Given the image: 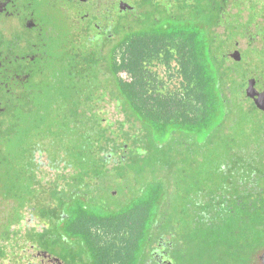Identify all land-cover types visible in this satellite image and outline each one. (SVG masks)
Listing matches in <instances>:
<instances>
[{
  "label": "trees",
  "instance_id": "obj_1",
  "mask_svg": "<svg viewBox=\"0 0 264 264\" xmlns=\"http://www.w3.org/2000/svg\"><path fill=\"white\" fill-rule=\"evenodd\" d=\"M201 10L200 6L198 13ZM165 20L153 28L143 24L154 25L158 21H141L138 28L126 27L117 43L103 47L92 44L86 52L63 55L57 80L37 89L32 98L12 111L0 147L5 150L0 151V194L13 201L10 224H17L18 211L32 203L36 204L32 209L42 207L41 216L52 219V207L44 206L37 198L50 187L49 181H54L50 193L45 192L49 198H57L61 207L63 203H76V225L129 227L128 248L136 240L142 241L134 239V235L144 234L135 227L148 226L153 217L166 219L164 225L172 229L175 264H201L198 246L210 242L212 246L219 242L225 252L240 254L244 247H240L241 242L253 246L264 238V189L252 186L239 201L223 196L228 193L227 188L220 195L216 191L218 185L221 189L231 184L233 192L239 194L238 181L246 176L264 181V167L256 161L243 168L244 175L239 174L238 168L233 169L236 163L229 165L221 160L202 169L200 176L207 179L208 185L197 187L188 194L185 206L180 205L186 220L175 211V205L166 204L162 198L163 187L155 178L162 167L157 165L177 166L179 155L183 156L174 147L167 148L166 141L176 134L187 137L189 131L207 127L214 100L217 105L222 103V116L231 114L226 93L239 80L224 72L219 62L216 66L208 37L198 39L195 29L187 28L189 32L185 33V23ZM207 27L204 25V32ZM179 40L181 72L188 85L193 83L194 89L189 92L201 107L199 116L187 109L181 98L175 102L156 94L145 79V60L161 53L170 58L172 53L167 46ZM120 70L128 71L132 81H122L118 77ZM111 103L116 112L124 113V120L106 116V107ZM151 147L154 152L146 158L147 148ZM36 153L46 155L49 168L55 172L53 177L48 179L45 173L37 176L40 161ZM121 175L139 180L136 184L140 198L132 200V206L124 212L96 216L82 206V199L66 202V195H81V189L96 194L97 189L115 185L113 182ZM147 176L154 178L146 180ZM181 234L187 237L179 238ZM187 240L189 243L181 251L179 243Z\"/></svg>",
  "mask_w": 264,
  "mask_h": 264
},
{
  "label": "flooded vegetation",
  "instance_id": "obj_2",
  "mask_svg": "<svg viewBox=\"0 0 264 264\" xmlns=\"http://www.w3.org/2000/svg\"><path fill=\"white\" fill-rule=\"evenodd\" d=\"M246 4L256 8L264 6V0H0V137L12 111L32 98L37 89L57 80L63 55L86 52L92 44L103 47L107 43H117L125 28L130 26L128 21L139 23L144 19L159 21L161 18L185 20L186 16L181 11L196 8L195 5L197 10L200 6L202 9L200 13L196 12L195 17L209 21L210 25L205 26L221 34L218 40L209 37L210 49L217 58L216 66L219 62L221 69L232 79H239L234 89H228L230 96L233 91L243 87L246 62L250 64L252 61L264 70V33L260 29L256 32L255 27L263 22L261 19L250 21L242 32L238 30L240 33H236L234 39H225L229 35L224 22L227 14L241 11L244 21L246 11L242 7ZM174 10H180L181 13L176 15ZM219 28L221 31H218ZM217 46L220 47L218 54ZM245 49L251 51L250 57L244 55ZM236 53H239V59ZM246 71H249L248 68ZM257 84L259 87L264 85ZM236 98L240 103V97L237 95ZM232 115L236 118L239 116L235 108ZM109 165L112 166V163ZM37 171H40V165ZM145 179L148 180L149 176ZM136 182L139 180L133 176L128 178L121 175L119 180L113 182L115 185L97 189L96 194L81 189V195H66V202L82 199V206L91 209L90 212L96 216L116 213L110 210L114 209L112 206L105 207L102 203L112 202L117 196V189H122L124 195L130 196L131 202L139 199ZM238 184L241 190L239 194L233 192L235 189L231 184L221 189L218 185L217 194L220 195L227 188L228 193L223 196L235 197L239 201L252 186L264 189L263 180H252L248 176L242 178L240 183L238 181ZM129 185L135 188V193L130 192ZM58 203V200L54 201V205L50 206L53 225L47 224L50 221L41 216L42 207L33 211L40 222L46 223L44 227H22L21 224L13 227L9 223L10 210L6 212L5 220L0 218V264H85L80 257L82 255L95 264H175L170 235L172 229L164 225L166 219L153 217L148 226L135 227L136 231L143 230L144 234L139 237L134 235V239L141 238L142 241L136 240L128 248L131 239L129 227L70 223L75 214L72 216L65 212L64 208L68 204L63 203L61 207ZM27 207L18 211L19 222ZM126 208L118 212H124ZM63 220H69V226H57ZM61 229L75 234L72 242L67 240ZM57 244L61 245V250L52 248ZM73 250L77 251L74 252L76 258L71 256ZM238 255L234 264H264V238L256 245L250 244Z\"/></svg>",
  "mask_w": 264,
  "mask_h": 264
},
{
  "label": "rangeland",
  "instance_id": "obj_3",
  "mask_svg": "<svg viewBox=\"0 0 264 264\" xmlns=\"http://www.w3.org/2000/svg\"><path fill=\"white\" fill-rule=\"evenodd\" d=\"M242 9L246 11V15H243L244 21L241 18V11H236L232 14H227V20L224 22L226 24L227 31L229 32L227 33L229 35L226 36L225 39H234V35L236 33H240L238 32V30L242 32L243 29H245V27L249 25L250 21H254L253 19L256 18L261 19L263 21L261 24L259 23L260 25L255 26L256 32H258V29H260L264 33V6L259 5V7L255 8V6L251 7L247 6L246 4L243 5ZM185 10L181 11L186 16L185 20L183 19L184 21H180L181 24L185 23V33L189 32L186 31L187 28H191L192 30H196V35L198 39H202L204 36L206 38L211 37V39L213 40L221 39V34L216 32L212 28L211 30L207 29V32H204V25H210V23L209 21H205L203 25L204 20L202 21V18L195 17L197 11L196 8L191 7ZM181 12L180 10H174V13L176 15L177 13L179 14ZM141 14L142 12L140 13V15ZM134 21L135 20L128 21V23L132 28L137 26L139 27V23ZM144 21L149 20L144 19ZM162 21L167 20L161 18L158 23H155L154 25L150 23L147 25L144 23L143 25L152 28L159 27L163 25ZM218 31H221V28H219ZM180 43L181 41L179 40L171 41L168 44L167 49L170 53H172V56L170 58H166L165 55L161 53L157 56H153L145 60V62L143 63L145 70V79L149 84V88L151 90L153 89L156 94L162 97L172 98L175 102H177V100L181 98L182 103H185L187 109H190L192 113H196V115L199 116L201 112V107L194 102V99L190 96L191 92H189L191 89H194L193 83H190L188 85L183 73L181 72L180 59L182 56L177 48L180 46ZM218 47L219 46H217V54L220 48ZM244 53L247 58V56L250 57L251 51L245 49ZM246 53L249 55H247ZM236 55L235 56L237 57V59H239V53H236ZM244 68V83L243 87L240 88L241 90L233 91L230 96L228 95L229 92L226 93V103H228V105L226 104V106L231 110L235 108L239 115L238 118L233 116L232 113L228 116H222V103L217 105L216 101L214 100L215 106L212 105L213 108L210 107L209 117L207 118V127H202L198 130L189 131L191 132V134L188 133L187 137L182 134H176L174 138H169L168 141H166L167 148L174 147L176 150H179L177 152H179L183 156L179 155L181 161H177V163H179L177 166H170L168 164H163L165 166L157 165V168H162L159 169V176L155 178L160 181L163 187L165 193V195H162L163 200L166 202V204L175 205L174 207H177L175 211L182 213V215L180 216H183V220H186L187 218L185 211L180 209V205L185 206V202L188 199V194L190 192L196 191L195 189H197V187L199 186L202 187L208 185L207 179H204L203 176H200L202 169L215 163L218 160H221L222 162L227 161L228 164L230 162L236 163L233 169L236 170L235 168H238L239 174L242 175H244L243 168H248L249 165H251L254 161L259 163V167H264V85H262V87H259V85L257 84V82L262 84L264 83V70H262V68L258 65L256 66L255 63H252V61H250V64L246 62L244 64ZM247 68L249 71H246ZM237 95L240 97V103L237 102ZM234 104L236 105V107H234ZM106 109V116L109 117L111 120H124V113L116 112L113 108L112 103L109 104ZM193 109L194 111H192ZM0 140H2L1 137ZM147 150L148 154H146V158H148L149 155L154 152L153 147H151V149L147 148ZM0 151H5L4 147ZM36 158L40 161V171L37 172V176L39 177L42 173H45L48 179L53 177L54 169L49 168V163L46 155L43 153L37 154ZM182 160L184 161L183 163ZM147 167L150 168L151 166ZM172 168L173 170L171 171ZM152 178L154 177H149V180H151ZM49 182L52 183L50 184L49 188L45 189L47 193H50V190L54 186V181ZM129 186L131 189L130 192L135 193V188H133L131 185ZM45 191V194L40 191L41 197L37 198V200L44 206L47 205L48 207H50L51 205H54V201H57V198H49ZM30 199L33 200L35 198L30 197ZM11 204H13L12 200L4 198L0 194V218H4L5 220L6 212L12 207ZM75 204V202H70L67 208H64L65 212L73 216L75 213L73 210L76 208ZM102 205L105 207L106 205L107 207L112 206V208L114 209L110 210L118 212L124 210L126 207H130L132 205V202L130 196L124 195V191H122V189H117L116 198L112 199V202H108L107 204L102 203ZM32 206H36V204L34 205V203H32L24 210V217L23 219H21L20 222L18 221L17 224H21L22 227H31L35 225L38 227H44L46 223L39 221V219L34 214L35 211H33ZM172 210L170 209V211ZM168 219L170 220V217H168ZM51 220L52 219L49 220L50 222L46 221L47 224L53 225L54 222L51 223ZM172 220L173 219H171V221ZM70 223H74L73 220H71ZM70 223L69 220H63L57 226H69ZM17 224L15 223L11 225L15 227ZM226 227H229L232 231L234 230V228L230 226ZM62 229V234L67 238L68 241L72 242L75 234L67 230L63 231ZM178 237L185 238L187 236L185 234H181ZM234 239L235 238H232L231 240L233 241ZM187 243H189L188 240L179 243L178 247H182L181 251L183 247L187 245ZM211 243L212 242H210L209 245L198 246L201 250L202 259L199 260V262L201 261V264L235 263L234 259L239 256L237 253H229L228 251L225 252L224 247L219 242L214 243L213 246L211 245ZM232 243L234 244V242ZM52 244L54 243L52 242ZM249 244L252 245L253 243H246V241L245 243L241 242L240 247L244 246L242 249L246 250V248L250 247ZM75 247H77V245ZM52 248L61 250L62 247L61 245L57 244L56 246H52ZM74 252L76 253L77 251L73 250L71 252V256L76 258ZM80 257H82V260L86 262L85 264H87V261H89V264H95L89 259L87 260L86 257H83V255ZM220 257L222 258V260L219 261Z\"/></svg>",
  "mask_w": 264,
  "mask_h": 264
},
{
  "label": "built area",
  "instance_id": "obj_4",
  "mask_svg": "<svg viewBox=\"0 0 264 264\" xmlns=\"http://www.w3.org/2000/svg\"><path fill=\"white\" fill-rule=\"evenodd\" d=\"M118 77L124 82H130L133 79L131 74L126 70H120L118 73Z\"/></svg>",
  "mask_w": 264,
  "mask_h": 264
}]
</instances>
